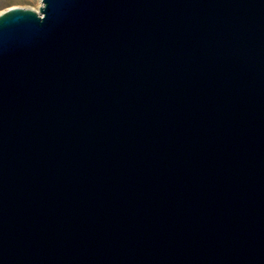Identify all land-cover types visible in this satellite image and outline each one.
I'll use <instances>...</instances> for the list:
<instances>
[{
    "label": "water",
    "instance_id": "95a60500",
    "mask_svg": "<svg viewBox=\"0 0 264 264\" xmlns=\"http://www.w3.org/2000/svg\"><path fill=\"white\" fill-rule=\"evenodd\" d=\"M0 264H264V0L0 12Z\"/></svg>",
    "mask_w": 264,
    "mask_h": 264
},
{
    "label": "rangeland",
    "instance_id": "374dc122",
    "mask_svg": "<svg viewBox=\"0 0 264 264\" xmlns=\"http://www.w3.org/2000/svg\"><path fill=\"white\" fill-rule=\"evenodd\" d=\"M41 0H0V12L12 7V6H23L38 9Z\"/></svg>",
    "mask_w": 264,
    "mask_h": 264
}]
</instances>
